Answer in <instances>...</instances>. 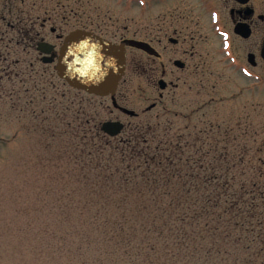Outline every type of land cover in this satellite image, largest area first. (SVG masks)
Masks as SVG:
<instances>
[{
    "label": "rangeland",
    "instance_id": "374dc122",
    "mask_svg": "<svg viewBox=\"0 0 264 264\" xmlns=\"http://www.w3.org/2000/svg\"><path fill=\"white\" fill-rule=\"evenodd\" d=\"M103 2L0 0V264H264V66H247L194 0L171 21L179 43L158 56L135 42L147 44L165 17L155 20L147 0ZM51 26L129 42L114 98L135 115L41 61L38 36L58 43ZM105 120L123 128L107 135ZM155 145L166 168L121 169V151ZM209 194L218 202L202 212Z\"/></svg>",
    "mask_w": 264,
    "mask_h": 264
},
{
    "label": "flooded vegetation",
    "instance_id": "af4514ba",
    "mask_svg": "<svg viewBox=\"0 0 264 264\" xmlns=\"http://www.w3.org/2000/svg\"><path fill=\"white\" fill-rule=\"evenodd\" d=\"M103 1H104L103 3H105L106 5L111 6L109 5V3L105 2L107 0H103ZM115 1H116L115 4L124 5L126 7H137L141 2V0H115ZM189 1L191 0H147L148 5L151 7V10L154 12L153 18H155V20H158V18L165 17L163 22L166 23V25L163 27L164 29H160V30H159V26L155 25L154 28H156V30L149 32V42L146 44V42L139 41V44L137 45L148 49L150 54L154 56H158L161 50H166L167 48L169 49L171 45H177L179 43L178 40L179 36H177L178 38L174 36L176 34L175 33L176 30L174 27H172L171 29V21L183 20L185 18V16L187 15L186 5ZM194 2L195 5H197L195 6L197 17L200 16L202 20L208 17L212 21H217V22L220 21L223 24L222 29L227 28L231 41L233 42V44L237 43V47H235V49H238L237 50L238 52L243 53L245 55V61L247 66L251 68H255L259 65L264 66V49H263L264 48V0H194ZM157 7H164L163 16H160V14H156L155 10H157ZM44 21L45 18L42 19L43 23ZM194 22L195 24H197L198 21H194ZM75 28H82L97 33L96 31H94V28L92 27L75 26L73 29ZM49 30L50 32L54 33L55 35L54 37L56 38V40H58V43L55 44L53 42L44 40L43 37L38 34L39 36L38 35L37 36L39 37V40L36 42V44L40 41H44L52 46L50 53L46 54V56L52 57V61L47 63L53 62L54 64L57 56V51L62 42V39L70 30L62 33V31H60L55 26H51ZM217 31L219 32V29ZM97 34L100 35L101 37L109 39L108 37L104 36L103 33H97ZM214 35L216 34L214 33ZM207 36L208 34L207 35L203 34L201 38H205ZM191 38H193V36H191ZM125 42L126 45L129 44V42L127 41ZM36 44H35V48H36ZM40 54L42 61V57L44 56V54L43 53ZM175 61L181 62L182 66H177V64L174 63ZM171 62L172 65L177 68H183L184 66V61L178 57L173 58ZM157 64L159 68H161V71H164L165 63L158 62ZM159 79H162L165 82L163 88H159L158 86ZM156 84L158 88L161 90L164 89L167 85L166 81L163 78H158ZM117 87L113 95V100L115 101L116 104L113 105V108L119 110L118 107H125V106L118 103L114 98L115 93L117 91ZM161 95H162L161 93L158 94L159 97ZM105 97H109V96H105ZM154 106H155V102H152L147 107V109H151Z\"/></svg>",
    "mask_w": 264,
    "mask_h": 264
},
{
    "label": "water",
    "instance_id": "95a60500",
    "mask_svg": "<svg viewBox=\"0 0 264 264\" xmlns=\"http://www.w3.org/2000/svg\"><path fill=\"white\" fill-rule=\"evenodd\" d=\"M51 48L44 41L37 43L36 49L44 54L43 62L52 61L51 56H46ZM174 63L182 66L179 61ZM125 64V42L112 41L90 30L75 28L63 37L53 69L72 88L98 96L110 95L113 98L117 84L125 73ZM164 84L162 79L158 80L159 88H163ZM112 104L116 105L114 100ZM118 108L128 115H134L131 109ZM122 127L123 124L117 120L100 123V130L110 136L118 134Z\"/></svg>",
    "mask_w": 264,
    "mask_h": 264
},
{
    "label": "trees",
    "instance_id": "16d2710c",
    "mask_svg": "<svg viewBox=\"0 0 264 264\" xmlns=\"http://www.w3.org/2000/svg\"><path fill=\"white\" fill-rule=\"evenodd\" d=\"M130 149V151H121L122 153H120L121 157L123 160L122 161H126L125 159H128V161L126 162L125 165H122L121 169L125 172V173H131L132 171H141L143 173H150L152 172L153 170H155L157 167H161L162 168H166V165H160L159 163L161 162H156L158 160L155 161V156L157 155V151L159 150L158 148V145H155L153 149H155L154 151H150L149 153H143L144 151H140L139 149L137 148H134V147H130L128 148ZM126 149V150H128ZM151 153V154H150ZM116 154H118L116 152ZM136 157H139V162L136 163V166H133L131 164L130 161L132 160V158H136ZM168 158L170 157V155L167 156ZM131 163V164H130ZM214 177V176H213ZM211 177V178H213ZM192 183L190 182H185V186H186V189L189 188V185H191ZM202 184L204 186L207 187V185H212L213 182H209L208 180L202 182ZM222 186H226L228 187V182L225 181V182H222L221 183ZM188 186V188H187ZM227 194V192H226ZM226 194L224 195V198H223V201L228 204L229 203V200L226 196ZM218 199L219 197L218 196H212V194H209V195H205L203 199L200 200V210L202 212H208V213H212V209H211V206H216L217 202H218ZM226 210V209H225ZM184 216L186 215H180L179 220L181 221Z\"/></svg>",
    "mask_w": 264,
    "mask_h": 264
}]
</instances>
